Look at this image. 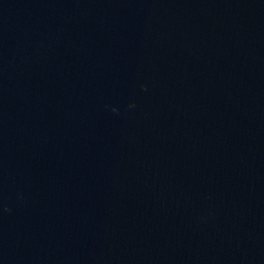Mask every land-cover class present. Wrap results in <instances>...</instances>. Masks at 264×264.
Returning <instances> with one entry per match:
<instances>
[{"label":"water","instance_id":"1","mask_svg":"<svg viewBox=\"0 0 264 264\" xmlns=\"http://www.w3.org/2000/svg\"><path fill=\"white\" fill-rule=\"evenodd\" d=\"M0 264H264V0H0Z\"/></svg>","mask_w":264,"mask_h":264}]
</instances>
